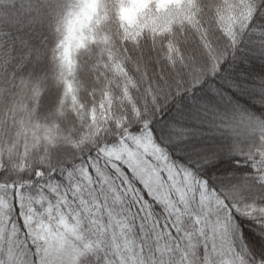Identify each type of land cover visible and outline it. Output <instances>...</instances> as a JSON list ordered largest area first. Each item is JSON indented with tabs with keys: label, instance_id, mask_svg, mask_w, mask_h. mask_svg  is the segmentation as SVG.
<instances>
[{
	"label": "snow or ice",
	"instance_id": "obj_1",
	"mask_svg": "<svg viewBox=\"0 0 264 264\" xmlns=\"http://www.w3.org/2000/svg\"><path fill=\"white\" fill-rule=\"evenodd\" d=\"M0 73V264H264V0H0Z\"/></svg>",
	"mask_w": 264,
	"mask_h": 264
},
{
	"label": "trees",
	"instance_id": "obj_2",
	"mask_svg": "<svg viewBox=\"0 0 264 264\" xmlns=\"http://www.w3.org/2000/svg\"><path fill=\"white\" fill-rule=\"evenodd\" d=\"M40 30H37L35 32L31 33V39L33 44H35L38 47L42 48H48L46 46L47 42L41 43V40L43 37L40 36ZM76 60L78 61L77 67L72 73H69L67 75V80L73 81L74 86L77 89V95L81 100H83L85 103H90L92 99V93L89 90L90 87L93 85V83H96L97 87H99V82L95 80V77L97 73L93 69L92 65L97 59V54L91 50L78 52L75 55ZM49 65L51 68L52 73L58 71L55 62L51 61V55L49 54ZM102 75V74H101ZM2 83H0V87H2ZM66 84L64 82H60L56 85V87L52 90V92L49 93L50 96H55L58 93H63L65 91ZM97 98L99 97V91L96 93ZM11 106L16 107L18 103H28V100L24 98V96H16L10 98ZM64 111L66 113L72 112V99L71 94L67 97L66 104L64 106ZM46 112V110H45ZM44 114H41L39 122L44 123ZM9 114L6 111L5 108V98L3 94H0V118L8 117ZM48 121L55 122L57 117L49 114L47 116ZM63 126L65 133H72L75 132L77 129H79L80 124L78 121H74L72 117L69 115L66 118L63 119ZM247 227V226H245Z\"/></svg>",
	"mask_w": 264,
	"mask_h": 264
},
{
	"label": "clouds",
	"instance_id": "obj_3",
	"mask_svg": "<svg viewBox=\"0 0 264 264\" xmlns=\"http://www.w3.org/2000/svg\"><path fill=\"white\" fill-rule=\"evenodd\" d=\"M111 31L113 34H115L118 31V28L116 27V23H113ZM39 34L41 37H43V39L41 40V43H44L46 41L47 42L46 46L48 47V49L54 48L56 46V43L60 39L59 34L55 33L54 31H49L46 27L40 29ZM89 50L95 52L98 55L97 45L89 42ZM80 51L83 52L85 50L81 49ZM2 80H3V74L0 73V81ZM103 255H104V252L103 250H101L100 251L101 260L99 261V264H103ZM91 264H98L95 256L92 257Z\"/></svg>",
	"mask_w": 264,
	"mask_h": 264
}]
</instances>
